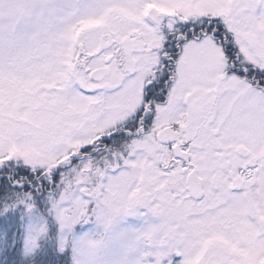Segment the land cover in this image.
<instances>
[{"label": "snow or ice", "instance_id": "6c2138e0", "mask_svg": "<svg viewBox=\"0 0 264 264\" xmlns=\"http://www.w3.org/2000/svg\"><path fill=\"white\" fill-rule=\"evenodd\" d=\"M0 264H264V0H0Z\"/></svg>", "mask_w": 264, "mask_h": 264}]
</instances>
